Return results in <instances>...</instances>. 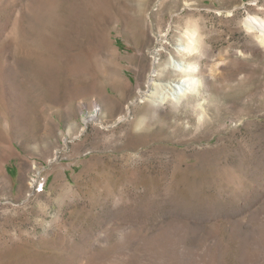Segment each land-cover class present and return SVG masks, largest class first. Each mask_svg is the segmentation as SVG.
Returning <instances> with one entry per match:
<instances>
[{"label": "rangeland", "instance_id": "rangeland-1", "mask_svg": "<svg viewBox=\"0 0 264 264\" xmlns=\"http://www.w3.org/2000/svg\"><path fill=\"white\" fill-rule=\"evenodd\" d=\"M145 3L0 0V264H264V0ZM190 20L200 94L153 109Z\"/></svg>", "mask_w": 264, "mask_h": 264}, {"label": "bare ground", "instance_id": "bare-ground-1", "mask_svg": "<svg viewBox=\"0 0 264 264\" xmlns=\"http://www.w3.org/2000/svg\"><path fill=\"white\" fill-rule=\"evenodd\" d=\"M149 1L145 0L147 4ZM196 1L198 0H194V2ZM161 11V9L158 10L156 14ZM244 22L247 29L257 35L259 43L264 45V19L250 16ZM197 25L198 21L196 20L188 21L184 31L187 38L186 44L182 48H173L166 58L165 64L159 66L158 70L153 69L152 73L149 74L146 82L150 86L154 84L153 81L156 79L167 80L161 84L160 95L148 91L142 93L146 97L153 98L148 100L153 109H158L163 103H169L170 108L172 106L174 109L178 107L180 102L184 101V98L186 99L192 94H200L199 86L202 85V80L198 76L201 72V57L208 52V45L205 43L208 36L203 37L198 29H194ZM169 77L172 79L179 77V81L171 82L168 80ZM142 95L140 96L142 97ZM39 189H42V186Z\"/></svg>", "mask_w": 264, "mask_h": 264}, {"label": "built area", "instance_id": "built-area-1", "mask_svg": "<svg viewBox=\"0 0 264 264\" xmlns=\"http://www.w3.org/2000/svg\"><path fill=\"white\" fill-rule=\"evenodd\" d=\"M42 179H40V180H38V183H37V187H39V186H43V184H44V181H41Z\"/></svg>", "mask_w": 264, "mask_h": 264}]
</instances>
